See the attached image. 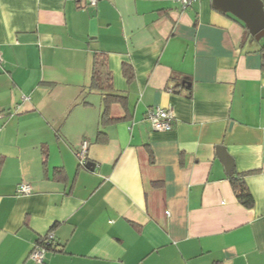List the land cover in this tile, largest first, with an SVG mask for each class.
Listing matches in <instances>:
<instances>
[{
	"label": "crops",
	"instance_id": "obj_1",
	"mask_svg": "<svg viewBox=\"0 0 264 264\" xmlns=\"http://www.w3.org/2000/svg\"><path fill=\"white\" fill-rule=\"evenodd\" d=\"M262 45L211 0H0V264H264Z\"/></svg>",
	"mask_w": 264,
	"mask_h": 264
},
{
	"label": "water",
	"instance_id": "obj_2",
	"mask_svg": "<svg viewBox=\"0 0 264 264\" xmlns=\"http://www.w3.org/2000/svg\"><path fill=\"white\" fill-rule=\"evenodd\" d=\"M212 8L223 13L232 22L248 31L249 35L259 40L264 36V4L262 0H211ZM216 156L224 166L228 176L233 171V160L224 146H216ZM93 166L86 163L85 167Z\"/></svg>",
	"mask_w": 264,
	"mask_h": 264
},
{
	"label": "trees",
	"instance_id": "obj_3",
	"mask_svg": "<svg viewBox=\"0 0 264 264\" xmlns=\"http://www.w3.org/2000/svg\"><path fill=\"white\" fill-rule=\"evenodd\" d=\"M264 4V2H263ZM246 31V34L249 35L248 31ZM260 53L263 59V65H264V45L261 46L260 48ZM126 70V69H125ZM130 71H126L125 75L127 76V80L131 81V73ZM109 73L107 72L106 69V62L104 59V56L99 55V54H94L93 56V72H92V78H91V83H90V89L99 91L103 95V102H104V114L108 112L110 102L115 100L121 101V96L115 94L113 92L112 86L109 82ZM151 110V109H150ZM149 111V110H148ZM147 111V112H148ZM147 115V113H146ZM104 117V115H103ZM79 166L83 167L85 164H81L79 162ZM243 176H231V185L233 187V190L235 192V195L238 199V201L241 203L246 208H251L253 206V200L251 198V195L249 192L246 190L243 181H242ZM47 239L41 238L37 241V244L35 246H43L46 251L52 249V244L46 242Z\"/></svg>",
	"mask_w": 264,
	"mask_h": 264
},
{
	"label": "built area",
	"instance_id": "obj_4",
	"mask_svg": "<svg viewBox=\"0 0 264 264\" xmlns=\"http://www.w3.org/2000/svg\"><path fill=\"white\" fill-rule=\"evenodd\" d=\"M87 4L91 8H95L99 0H86ZM178 3H181L183 7H188L191 4L195 3L199 0H175ZM0 62H2V56L0 54ZM1 118V114H0ZM147 120L150 122L152 128L155 131H168L171 129V122L173 119V113L170 108H155L151 109L147 112L146 115ZM87 151V143L83 142L80 145V149L77 152L76 156L81 164H85V154ZM17 192L19 194L28 195L31 193V186L28 184H20L18 186ZM50 239L47 237V243ZM46 249L43 246H35L34 249L31 251L29 258L37 263L42 264L45 258Z\"/></svg>",
	"mask_w": 264,
	"mask_h": 264
}]
</instances>
